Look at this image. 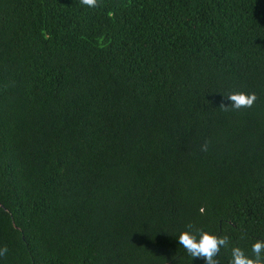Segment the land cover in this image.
Segmentation results:
<instances>
[{"label": "trees", "instance_id": "obj_1", "mask_svg": "<svg viewBox=\"0 0 264 264\" xmlns=\"http://www.w3.org/2000/svg\"><path fill=\"white\" fill-rule=\"evenodd\" d=\"M188 223L264 240V0H0V264H204Z\"/></svg>", "mask_w": 264, "mask_h": 264}, {"label": "clouds", "instance_id": "obj_2", "mask_svg": "<svg viewBox=\"0 0 264 264\" xmlns=\"http://www.w3.org/2000/svg\"><path fill=\"white\" fill-rule=\"evenodd\" d=\"M83 5L90 8L98 6V0H81ZM225 99L230 101V105L221 104L220 108L227 111L229 108L239 110L241 108H251L258 99L255 93L246 94L243 92L230 93L224 95ZM202 150H207V143L202 146ZM201 213L204 209L201 208ZM186 228L188 231L182 232L178 237V244L182 246L186 252L193 258H199L204 264H220L218 259L222 248L229 246L228 236H217L210 234L202 229H197L193 233L194 225L188 223ZM8 252L7 246L0 248V256H5ZM228 264H264V240H258L251 247V256L240 247L231 248V257Z\"/></svg>", "mask_w": 264, "mask_h": 264}]
</instances>
